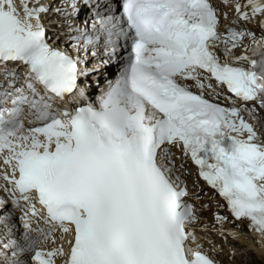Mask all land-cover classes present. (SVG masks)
<instances>
[{"label":"snow or ice","instance_id":"6c2138e0","mask_svg":"<svg viewBox=\"0 0 264 264\" xmlns=\"http://www.w3.org/2000/svg\"><path fill=\"white\" fill-rule=\"evenodd\" d=\"M65 3L72 9L67 15L80 11L77 0ZM85 3L95 18L90 31L74 29L73 48L92 57L102 48L104 64L119 58L129 41L130 51L98 103L61 110L57 101L86 98L87 84L80 80L90 70L79 56L49 43L42 15L52 9L42 0H22L19 7L16 0H0V157L11 169L3 179L12 185L4 191L14 207L27 205L32 217L40 215L33 197L46 209V228H34L25 212L19 240L11 214L0 215L6 237L0 264H56L65 255L66 264H214L198 250L195 233L186 231L196 217L174 176L173 145L183 146L233 216L264 241V142L239 109L204 97L212 85L201 78L205 72L245 103L264 107L257 61L233 57L251 33L229 27L222 37L210 0H123L120 16L102 14V0ZM244 8L251 12L236 4L245 21L264 16V0H248ZM221 42L223 62L216 54ZM9 63L27 66L23 85L17 86L20 77ZM7 203L0 199V208ZM58 231L72 235L69 252L63 246L41 250V244L55 243Z\"/></svg>","mask_w":264,"mask_h":264},{"label":"bare ground","instance_id":"6f19581e","mask_svg":"<svg viewBox=\"0 0 264 264\" xmlns=\"http://www.w3.org/2000/svg\"><path fill=\"white\" fill-rule=\"evenodd\" d=\"M17 2V0H16ZM92 2L94 3L95 0H92ZM103 3H106L107 7H102L100 9L102 14H115V10L113 9L114 7L118 8L119 7V3L118 0H102ZM78 3V7L80 9V11L78 13H73L71 15H67L66 13H70L72 11L70 10V6H68L65 3V0H55V5H53L54 9L52 6H50V8L52 9L51 11H49V13H47L44 17L46 19V21H48L50 24H48V37H49V43L53 44L55 47L58 46V44L60 42H65L68 45L69 44H73V40L72 37L74 36H78L79 33L74 31V29L76 28H80L79 24V18L84 19V27H86V23L88 22V20H90V23H92V21L95 18V9L89 7L86 5L85 0H77ZM18 7L20 6L17 2ZM56 8H60L61 11L60 12H56L55 9ZM83 8L86 9L85 12H83ZM74 20V21H73ZM257 41V44L259 46H264V38L261 39H257L255 38V42ZM255 42L252 40V42L250 43L251 45H254ZM82 52V50H81ZM125 50L122 49L119 58L113 59L111 61H109L107 64H103V59H107L108 57H101L100 55H98V57H94L92 59H90L89 57L86 59L89 60H85L84 64H81V67H87L90 70V74L86 77H81L84 78L86 84H87V88L88 91H86V96H90V91L93 92L95 91L94 88L91 89V86L96 85L99 82H102V86H100L101 88L96 89L97 94L99 95L101 94L107 87L109 81H107L106 79H104L105 74L108 75H113L114 72V64L118 61H124L125 60ZM99 58H102V62L99 60ZM121 67V65H120ZM7 68L10 70H15L17 72V74L20 77L19 83L17 86H21L24 83V79L26 77V74L28 72V69L26 66H24L23 64H13V63H9L7 65ZM4 68L0 67V81H2V74L4 72ZM94 93H92V97L94 98ZM91 97V96H90ZM89 98V97H88ZM79 99L80 98H73L72 102L68 103L67 105L61 104L59 101H57V107H59L61 110H63L65 107L72 109L74 107H79L78 105L74 106V104L79 103ZM264 113V111H263ZM32 125H29L27 123V121H25V127H31ZM260 131H257L258 136H259V141L258 142H264V136L261 137V129L259 128ZM247 137V135H245ZM176 147H170V151L172 153V161L175 164V173L174 176H179L180 180L183 182V184H187V183H192L193 181V169L190 167L189 163H188V158L187 156L183 153V151H178L175 149ZM182 168V170H181ZM189 170V173H188ZM197 186V185H196ZM209 196H211V198H209ZM206 199V200H205ZM207 199H211L213 200V203L218 202L219 205H215L214 208H217V213L210 212V214L208 213L207 209H205V204ZM227 202L226 200H222L217 193L209 191L207 189L206 193L201 194L199 199H198V215L199 217H196V224L197 225H202L203 222H199V219L204 218L205 221L204 223L207 222L206 218L212 217L211 214L215 213L213 216L214 219V225H218L220 228H225L228 229L230 231L233 232H239V231H243L241 233L246 235L250 232L253 231L250 229L249 224L246 220H237L233 214L231 213V211L228 209L227 204L225 203ZM219 206H222V208H218ZM204 207V208H203ZM222 209L224 211H222ZM10 204L7 203L2 209H0V215H8L10 213ZM219 211V212H218ZM223 217L225 218L223 221H217V217ZM10 224L12 226H14V237L15 239L19 240L21 235V230L17 227L16 223L13 221H10ZM240 226V227H239ZM46 228V226H44ZM61 234L59 231L55 234L56 237H59L58 235ZM62 235V234H61ZM247 238V237H246ZM246 238H241L239 239V244L240 245H245L248 246L250 248H252V250L254 251V255H257L261 258H264V241H260L256 236L253 237H248ZM247 242V244L245 243ZM49 244H53L52 242H50ZM249 244V245H248ZM51 246V245H50ZM253 253L251 254V256H253ZM250 258V257H249ZM263 263V262H262Z\"/></svg>","mask_w":264,"mask_h":264},{"label":"rangeland","instance_id":"374dc122","mask_svg":"<svg viewBox=\"0 0 264 264\" xmlns=\"http://www.w3.org/2000/svg\"><path fill=\"white\" fill-rule=\"evenodd\" d=\"M103 58V57H102ZM102 58H99V60L102 62ZM103 63V62H102ZM104 64V63H103ZM80 83H81V86L83 87L84 85H85V80H84V78H81V80H80ZM100 86H102V83H100ZM99 86V87H100ZM97 87V85H93V86H91V89L92 88H96ZM97 89V88H96ZM86 91H88V88H86ZM95 93H97V91L95 90L94 91V94ZM90 96H89V100H92L93 99V97H92V93H91V91H90ZM74 106H75V104H74ZM78 106H80V104H78ZM262 128L264 129V126H262ZM262 136H264V130H261V137ZM209 198H211V196H209ZM206 200V199H205ZM206 203L207 204H205V209H207V211H208V213L210 214V212L212 213V211L213 212H215L216 210H217V208L215 209L214 208V206L215 205H219V203L218 202H215V203H213V200H211V199H207V201H206ZM204 208V207H203ZM218 208H222V206H219ZM222 211H224L223 209H222ZM219 212V211H218ZM215 213H217V211L215 212ZM215 213H213V214H211V216L212 217H209V218H206V220H207V222L206 223H208V224H212V225H214V219H213V216H214V214ZM203 221V223H204V221H205V219L203 220V219H199V222H202ZM218 220H216V222H217ZM203 223H202V225H203ZM209 226V225H208ZM240 227V226H239ZM240 233L241 232H243V231H239ZM244 233V232H243ZM242 233V234H243ZM246 234V233H245ZM248 238V237H247ZM246 238V239H247ZM246 244H247V242H245ZM249 245V244H248ZM252 254V253H251ZM251 254H249V261L246 263V264H264V258H261V257H259V256H257V255H254V253H253V256H251ZM263 262V263H262Z\"/></svg>","mask_w":264,"mask_h":264}]
</instances>
